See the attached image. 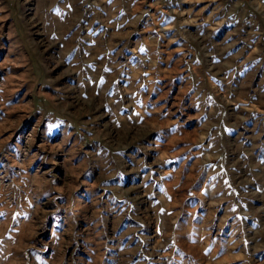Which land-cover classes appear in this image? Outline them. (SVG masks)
Segmentation results:
<instances>
[{
    "label": "rangeland",
    "instance_id": "obj_1",
    "mask_svg": "<svg viewBox=\"0 0 264 264\" xmlns=\"http://www.w3.org/2000/svg\"><path fill=\"white\" fill-rule=\"evenodd\" d=\"M170 154L181 246L264 264V0H0V264H127L129 228L169 264L136 178Z\"/></svg>",
    "mask_w": 264,
    "mask_h": 264
},
{
    "label": "crops",
    "instance_id": "obj_2",
    "mask_svg": "<svg viewBox=\"0 0 264 264\" xmlns=\"http://www.w3.org/2000/svg\"><path fill=\"white\" fill-rule=\"evenodd\" d=\"M174 4L176 5V2ZM173 10L175 9L173 8ZM169 15H172V14H169ZM169 17H172V16H169ZM173 17L175 20L176 16H173ZM174 20L173 22H175ZM169 31L174 32L175 29L171 28V30ZM169 127H171L173 132L175 131L177 132V126L175 124L174 125L172 124V126L171 124H169ZM157 137L158 139L164 140V137L161 134H157ZM181 152H184V151H181ZM180 155L167 156L169 157V159H167L168 160L167 164L171 172L168 171V173L164 175L165 180L162 179L161 182L157 183L156 180L158 178L156 177V175L151 174L150 171H145L144 174L141 175V177L136 178V180H138V183L141 186H143L141 190H143V194H145L146 198H148V196L150 197L148 198L150 202H148L147 204L149 207L148 210L150 212L151 218L153 219L152 225L155 229L154 231L158 234L156 238L158 240L162 239L164 241L163 248L166 251L163 253L164 254L167 253L169 264H184L185 260H190V259L191 261L195 260L196 264H203L201 263L202 260L197 259V257L192 252H189L188 249H184L181 246V243H183L184 241L180 238V236L177 237V233H175V229L177 228V225L180 224V226L184 228L182 236L185 238L186 237L189 238L193 242L195 238H193L192 236L195 233H193L191 229L197 227L198 229H200V232L197 233L198 241L201 244L203 243V215H201V213L203 212V198L196 194V196L192 198V203L190 204L184 201L183 203L181 201H178V203H175V204L169 203V201L165 202L167 200H173L175 202L174 195L176 194L175 193L176 182H173V180L175 176L177 175V171L180 174V171H179L180 169L179 170L176 169L179 166L176 167L175 165L176 164L183 165L188 162H193V160L196 158L203 159V157H197L195 154H193L192 156H188V155L180 156ZM199 173H202V172H199ZM170 179H172L173 183H170L169 181ZM172 189L174 190V192L172 191ZM176 211H178L177 215H179L180 221L176 220ZM132 218H133V221H136L138 223L140 220L143 221L142 216H135V217L132 216ZM142 224L147 227L146 224L144 223ZM145 226L141 228H145ZM162 229H165V230H162ZM127 231H132V230L129 228L127 229ZM127 231L124 232L126 235L125 236L126 240L123 243L125 245V250L123 252H127L130 254L129 259H127V261L129 260L127 264H137L136 262L138 261L135 257L140 256V255H136V253L137 251L140 252V250H142L140 248V244H141V240L143 239V237L142 239H140V235L137 234V232H135L130 237Z\"/></svg>",
    "mask_w": 264,
    "mask_h": 264
}]
</instances>
